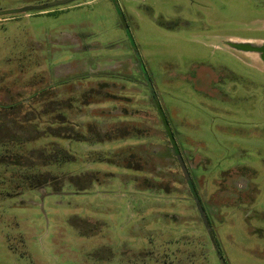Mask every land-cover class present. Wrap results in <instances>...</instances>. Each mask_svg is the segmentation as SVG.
<instances>
[{"label":"rangeland","instance_id":"obj_1","mask_svg":"<svg viewBox=\"0 0 264 264\" xmlns=\"http://www.w3.org/2000/svg\"><path fill=\"white\" fill-rule=\"evenodd\" d=\"M59 1L0 0V152L52 177L0 165V264H264V0Z\"/></svg>","mask_w":264,"mask_h":264},{"label":"trees","instance_id":"obj_2","mask_svg":"<svg viewBox=\"0 0 264 264\" xmlns=\"http://www.w3.org/2000/svg\"><path fill=\"white\" fill-rule=\"evenodd\" d=\"M2 109L10 110L7 107H1L0 110ZM16 143L18 144V142L13 141H8L7 143L0 142V145H14ZM178 155L184 161L182 155L179 153ZM33 159L35 157L24 147L20 148L19 151L6 149L2 153L0 152V165L6 166L7 169L5 170L6 172H2L4 175L2 177L6 179L5 186L9 188L8 192L13 194L23 193V191L28 189L33 190L38 187L48 186L52 182V177H44V172L41 171L45 167L43 161L36 160V163H34Z\"/></svg>","mask_w":264,"mask_h":264},{"label":"water","instance_id":"obj_3","mask_svg":"<svg viewBox=\"0 0 264 264\" xmlns=\"http://www.w3.org/2000/svg\"><path fill=\"white\" fill-rule=\"evenodd\" d=\"M71 1H72V0L59 1V2L46 4V5L39 6V7H35V8H28V10H45V9H48V8H51V7H56V6H60V5L67 4V3L71 2ZM262 51L264 52V48H262ZM263 57H264V55H263ZM179 160H180V162H181V164H182V166H183V170H184V172H185V175H187L188 172H187V170H186L185 165L183 164L184 162L182 161V159H181L180 157H179ZM187 178H188V180H189V182H190V178L188 177V175H187ZM199 210H200V212H201V214H202V216H203V218H204V212H203V210H202V208H201L200 206H199Z\"/></svg>","mask_w":264,"mask_h":264},{"label":"flooded vegetation","instance_id":"obj_4","mask_svg":"<svg viewBox=\"0 0 264 264\" xmlns=\"http://www.w3.org/2000/svg\"><path fill=\"white\" fill-rule=\"evenodd\" d=\"M262 48H264V45H263L261 48L258 49V52H260V53L262 54V58H263V60H264V57H263L264 52L262 51Z\"/></svg>","mask_w":264,"mask_h":264}]
</instances>
